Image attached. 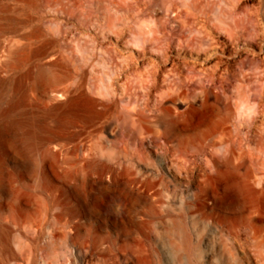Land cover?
I'll use <instances>...</instances> for the list:
<instances>
[{"label":"bare ground","instance_id":"bare-ground-1","mask_svg":"<svg viewBox=\"0 0 264 264\" xmlns=\"http://www.w3.org/2000/svg\"><path fill=\"white\" fill-rule=\"evenodd\" d=\"M2 1L1 36L8 30L4 25L6 20L13 16L14 27L20 29L27 21L22 18L27 8L33 9L38 4V0ZM252 1L219 0L209 11L205 9L209 4L206 0H169L163 23L135 35L132 43L137 58L132 65L133 70L142 75L137 81H130L129 75L125 78L122 73L116 76L123 90L120 100L124 104L122 116L118 117L122 121L119 131L112 129L110 132L118 135L114 144L121 147L116 166L96 170L99 145L106 138L102 127L98 130L99 141L85 145L80 152L81 158L60 159L53 148L47 150L56 248L71 249V244L75 243L80 264H154L156 257L149 250L151 238L154 234L161 235L155 228L156 219L169 215L170 201L185 200L188 196L192 199L184 203L188 204L194 228L201 219L208 218V215L198 216L197 210L207 207L205 199L214 195L203 192V181L196 179L197 170L203 172L201 178L214 176L220 167H226L227 171L230 168L233 179L227 188L230 190L228 201L230 206H239L235 209L239 213L243 212L246 201L243 185H257L256 192L264 193V0ZM169 28L179 32L176 41L168 40ZM4 43L0 41L1 147L10 143L11 138L17 139L25 128L29 129V140L37 139L34 128L41 127L40 117L45 122L57 114L70 115L95 124L117 102L115 89L108 91L104 98H95L85 88L75 86L61 94L65 101L42 106L40 81L59 60L48 50L47 34L34 26L9 40L8 45ZM149 54L153 58L146 60ZM140 60H144L143 66ZM50 99L52 102L56 98L51 96ZM184 101L188 107L193 108L199 102L202 108H210L206 117L211 125L200 130L201 135L197 132L200 139L193 135L194 132L187 136L185 124L179 123L184 117L182 110L178 111V104ZM252 104L257 106L253 119L238 123L237 112L249 109ZM27 107L28 116H16ZM180 118L183 119L179 121ZM58 129L49 133L45 144L66 136L61 128ZM54 147L63 149L60 143ZM146 147L156 154L155 160L146 161L147 164L140 161V151ZM64 166L69 169H63ZM7 186L4 182L0 184V196L6 197L0 202V264L21 260L12 247L14 230L19 231L15 240L22 244L25 233L36 230L39 224L37 211H32L27 220L22 218L23 197ZM218 198L214 196L215 204ZM95 199L102 200L118 219L129 216L128 223L120 226L116 222L103 221L97 228L105 235L80 234L85 226L83 220L93 216ZM72 203L76 206H64ZM130 205L141 208L127 215ZM75 217L78 222H74ZM254 218L264 219L259 215ZM209 220L213 222V216ZM238 227L237 230L250 234L248 226ZM136 234L141 235L145 252L136 256L123 248L121 251L119 241ZM230 239L233 246L240 240L231 236ZM240 250L245 253L242 248ZM70 254L62 252L49 264H73ZM261 260L264 264V257Z\"/></svg>","mask_w":264,"mask_h":264},{"label":"rangeland","instance_id":"rangeland-1","mask_svg":"<svg viewBox=\"0 0 264 264\" xmlns=\"http://www.w3.org/2000/svg\"><path fill=\"white\" fill-rule=\"evenodd\" d=\"M206 1L209 4L205 6V9L209 11L213 3H219V0ZM257 1L253 0L252 3H257ZM3 2L0 0V3ZM168 4L169 0H38L35 8H27L23 14L22 18L27 21L22 28L14 27L15 18L13 16L12 19L4 22L5 27L8 28L3 36L0 35V41H4V44L8 45L7 42L17 38L20 33L39 26L50 39L49 52L59 57L58 62L49 68L48 74L40 81L42 106L65 101V97L61 94L66 92V89L75 86L85 88L95 98H104L108 91L115 89L118 97L113 107L108 109V114L95 124H90L84 118L70 115L57 114L45 122H43V117H40L42 128L37 127L34 128L36 131L32 130L36 132L38 140H29V129L25 128V131L24 129L20 131L16 140L11 138L10 143H6L7 146L6 144L0 146V184L4 182L9 185L7 187L11 192L21 193L22 202L25 204L23 219L27 220L32 211H37L39 215L36 214L39 223L35 227L36 230L25 233L22 239V242H25L22 243L23 245L14 238L19 231L15 229L13 232L12 247L20 256L21 260L18 262L49 264L62 252L68 254L71 252L70 258L73 264H80V261L77 262L80 259L75 243L71 244V249H66L65 246L56 248L53 244L52 222L55 218V211L52 209L54 197L51 192V167L47 150L53 148L58 152L60 159L63 157L69 160L81 158L80 152L85 145L99 141L100 132L98 130L102 127L106 138L99 145L101 147L98 150L96 170H104L110 165L116 166L121 147L114 144L118 135L110 134V132L112 129L119 131L118 126L122 121L118 117L122 116L121 110L124 105L120 100L123 90L116 76L122 73L125 78L129 75L130 81L131 79L137 81V77L142 75L133 70L132 64L137 58V52L134 50L135 45L132 41L141 31H147L149 27L163 23L162 17ZM178 36V31L169 28L168 40L176 41ZM256 46L254 49L257 50ZM147 58L146 60L152 59L153 55L149 54ZM231 59L230 56V63H232ZM139 62L143 66L144 60ZM130 65L132 66L129 67ZM126 81L131 83L129 80ZM113 82L114 85H111ZM51 96L56 98L55 101L50 102ZM2 97L0 93V104ZM186 104L187 101H184V104H178V111L182 110L180 112L184 117V119H179V121L183 119L179 123L181 126L185 124L183 128L186 129L187 136L194 132L193 135L197 137V132L201 135V131L211 125L206 117L207 110L210 108H202L199 102H196L193 108ZM231 104L233 106V102ZM28 115L29 108L27 107L16 116L26 117ZM58 128H61V132H64L66 136L55 143L45 144V138L49 137L51 132L59 131ZM56 143H60L63 149L54 147ZM228 143L230 145V141ZM140 156L142 157L140 161L143 163L156 158V154L150 147L141 149ZM220 168L214 176L204 175L201 178L200 175L203 172L197 170L196 179L203 181V192L209 191L211 195L219 197L218 204H215L214 196H212V200V197L209 200L205 199L208 203L207 207L199 208L202 213L197 210L198 216L208 215V218L201 219L197 228H194L192 217L188 213L186 207L188 204L184 203L185 200H192L189 196L185 200L176 198L170 201L172 208L169 215L156 219L158 223L155 228L161 232V235L154 234L149 246V250L156 257L154 264H263L261 259L264 257V219L259 220L254 217L259 215L264 218V193L256 192L257 185L254 187L243 185L246 201L243 212L239 213L235 210L239 206H230L228 201L230 190L227 188L230 186L233 175L229 171L230 168L228 171L224 166ZM63 169L69 168L64 166ZM0 198V202L6 200L5 196H0ZM74 203L64 206L73 207ZM92 205L93 216L83 220L85 226L80 234L105 235L104 231L97 228L101 222L111 221L121 226L129 221V216L123 219L115 217L102 200L95 199ZM140 208L130 205L127 215H132ZM73 215L76 216V213ZM210 216H213V222H209ZM74 222H78L77 217ZM241 225L248 226L250 234H247L245 230H237ZM110 230L113 234L116 233L115 230ZM230 236L233 239H240L241 246L239 242L233 246ZM140 238L139 234L131 235L127 240H120L118 245L121 251L123 248L124 251L128 250L140 256L142 252H145ZM19 246L22 248L18 249ZM241 248L245 253L240 250ZM12 261H14L13 264L18 263H15V260Z\"/></svg>","mask_w":264,"mask_h":264},{"label":"clouds","instance_id":"clouds-1","mask_svg":"<svg viewBox=\"0 0 264 264\" xmlns=\"http://www.w3.org/2000/svg\"><path fill=\"white\" fill-rule=\"evenodd\" d=\"M256 111H257V106L254 104L250 105L249 109H241L236 114V121L238 123H242L244 121H251V119H253ZM217 152L219 155L220 154L219 150H217Z\"/></svg>","mask_w":264,"mask_h":264}]
</instances>
